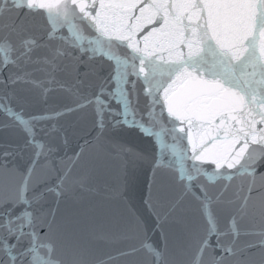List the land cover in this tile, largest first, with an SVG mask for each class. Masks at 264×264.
Instances as JSON below:
<instances>
[{
  "label": "snow or ice",
  "instance_id": "6c2138e0",
  "mask_svg": "<svg viewBox=\"0 0 264 264\" xmlns=\"http://www.w3.org/2000/svg\"><path fill=\"white\" fill-rule=\"evenodd\" d=\"M12 2L17 22L21 14L43 21L42 35L16 30L15 23L0 34V72L20 67L45 73L49 84L60 80L69 88L64 81L73 80L81 86L83 77H74L76 62L100 52L98 58L112 65L117 103L131 106L128 118L141 123L142 133L159 141L152 126L171 125L173 154L197 170L187 175L189 183L202 181V190L220 183L210 193L213 199L239 200L236 218L259 220L258 230L233 229L230 246L217 241L212 247L209 241L210 264L241 253L234 264H255L256 257L264 264V0ZM185 175L182 163L179 178ZM31 215L10 217L6 231L0 229V264H45L40 249L54 250L42 243ZM241 236L259 239L237 247ZM26 238L28 246L21 247ZM198 255L205 264L203 253Z\"/></svg>",
  "mask_w": 264,
  "mask_h": 264
},
{
  "label": "water",
  "instance_id": "95a60500",
  "mask_svg": "<svg viewBox=\"0 0 264 264\" xmlns=\"http://www.w3.org/2000/svg\"><path fill=\"white\" fill-rule=\"evenodd\" d=\"M17 15L12 0H0V34L15 23L42 35L43 21L21 14L17 22ZM100 55L76 62L81 86L49 84L45 73L20 67L0 72V229L31 212L42 243L54 248L40 249L45 264H200L201 252L210 264L209 241L230 246L233 229L258 230L259 220L237 219L239 200L213 199L220 183L203 190L202 181L189 183L197 170L173 154L171 125L152 126L159 141L144 135L141 123L128 118L131 106L117 103L112 65ZM258 239L241 236L236 246ZM27 246L26 238L21 247Z\"/></svg>",
  "mask_w": 264,
  "mask_h": 264
}]
</instances>
